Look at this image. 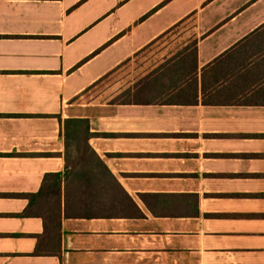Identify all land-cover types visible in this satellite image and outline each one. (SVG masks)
<instances>
[{"label": "crops", "instance_id": "1", "mask_svg": "<svg viewBox=\"0 0 264 264\" xmlns=\"http://www.w3.org/2000/svg\"><path fill=\"white\" fill-rule=\"evenodd\" d=\"M0 264H264V0H0Z\"/></svg>", "mask_w": 264, "mask_h": 264}, {"label": "trees", "instance_id": "2", "mask_svg": "<svg viewBox=\"0 0 264 264\" xmlns=\"http://www.w3.org/2000/svg\"><path fill=\"white\" fill-rule=\"evenodd\" d=\"M65 142H66V160L70 166L87 163L89 160V153H93V149L89 144V137L91 135L90 123L85 118H68L64 124ZM74 151L78 152L74 154ZM68 168V166H67ZM68 170L65 171V179ZM78 174V173H77ZM49 182V185L46 182ZM62 182V174L47 173L41 189L36 193L29 195L30 201L27 208L21 215H34L36 211L33 210L36 200L44 196L45 200L42 203L44 212L41 215L45 221V226L50 230H57L60 228V187ZM38 251V250H37Z\"/></svg>", "mask_w": 264, "mask_h": 264}]
</instances>
